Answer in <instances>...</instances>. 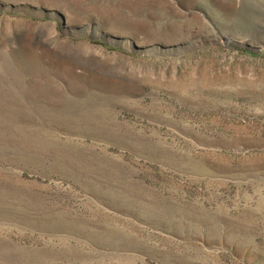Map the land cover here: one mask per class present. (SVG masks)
I'll return each mask as SVG.
<instances>
[{
    "label": "rangeland",
    "instance_id": "1",
    "mask_svg": "<svg viewBox=\"0 0 264 264\" xmlns=\"http://www.w3.org/2000/svg\"><path fill=\"white\" fill-rule=\"evenodd\" d=\"M0 264H264V0H0Z\"/></svg>",
    "mask_w": 264,
    "mask_h": 264
}]
</instances>
